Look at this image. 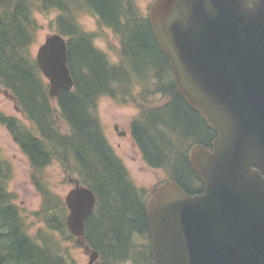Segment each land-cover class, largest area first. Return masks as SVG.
<instances>
[{
    "label": "trees",
    "instance_id": "1",
    "mask_svg": "<svg viewBox=\"0 0 264 264\" xmlns=\"http://www.w3.org/2000/svg\"><path fill=\"white\" fill-rule=\"evenodd\" d=\"M34 12H56L55 33L66 40L73 88L55 99L49 97L48 83L30 51L37 31ZM85 13L118 40L116 64L94 45L97 35L78 24ZM0 87L11 93L29 123L0 114V125L29 162L41 196L35 216L49 232L27 233L7 191L8 170L0 158V264H73L50 241V234H70L64 200L41 180L53 161L96 197L83 236L89 251L97 254L92 264H152L145 213L149 198L135 187L106 141L95 113L97 100L130 98L135 87L165 98L159 106H139L130 135L145 165L163 171L166 182H175L189 195L203 192L189 164L190 149L197 144L210 148L216 134L178 93L168 60L134 0H0Z\"/></svg>",
    "mask_w": 264,
    "mask_h": 264
},
{
    "label": "water",
    "instance_id": "2",
    "mask_svg": "<svg viewBox=\"0 0 264 264\" xmlns=\"http://www.w3.org/2000/svg\"><path fill=\"white\" fill-rule=\"evenodd\" d=\"M148 22L178 93L216 134L189 154L203 192L166 182L145 205L152 264H264V0H154ZM35 61L50 98L73 88L62 36ZM64 203L82 238L93 192L77 186Z\"/></svg>",
    "mask_w": 264,
    "mask_h": 264
},
{
    "label": "rangeland",
    "instance_id": "3",
    "mask_svg": "<svg viewBox=\"0 0 264 264\" xmlns=\"http://www.w3.org/2000/svg\"><path fill=\"white\" fill-rule=\"evenodd\" d=\"M153 1L134 0L140 13L145 17L148 7ZM56 16V12L47 14L34 12L37 31L30 49L34 57L45 38L55 33L54 20ZM77 22L85 32L97 35L94 45L104 52L112 63L116 64L119 58V42L112 32L106 28L100 29L96 18L90 14H80ZM143 91L144 89L135 87L131 90L130 98L119 100L108 96L99 97L95 113L106 141L114 154L122 161L132 183L150 199L153 191L163 185L167 181V177L163 171L151 169L145 165L131 138L130 124L139 115V106H142V103L147 108L159 106L165 102V98L160 94H153L150 89L147 90L148 94ZM142 94L145 95V101L141 99L143 98ZM0 114L15 117L25 125H29L18 109L14 97L2 87H0ZM57 120L61 122L59 119ZM0 158L8 170L7 191L14 197L13 202L20 211L27 233L31 237H35L39 230H42L41 233L44 232L48 235L49 232L43 231L46 227L42 220L35 216L41 207V196L32 183L29 162L3 125H0ZM72 174L70 171L67 173L58 162L53 161L42 172L41 180L50 192L64 200L69 191L76 189L77 186H84L78 182L77 176ZM68 215L69 212L66 215V220ZM70 234L66 233L64 236L58 233L50 234V241L54 240L55 246L61 248L73 264H88L91 261L92 253L82 238L72 237Z\"/></svg>",
    "mask_w": 264,
    "mask_h": 264
}]
</instances>
